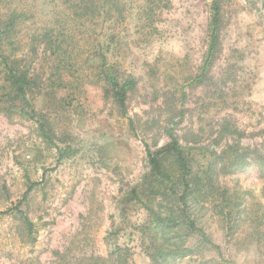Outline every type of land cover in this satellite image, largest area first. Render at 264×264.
<instances>
[{"label":"rangeland","instance_id":"1","mask_svg":"<svg viewBox=\"0 0 264 264\" xmlns=\"http://www.w3.org/2000/svg\"><path fill=\"white\" fill-rule=\"evenodd\" d=\"M120 1L123 14L113 10L81 24L69 19L80 46L78 63L64 87L51 89L52 62L38 61L44 90L33 103L47 112L59 135L57 145L44 140L35 120L16 114L10 119L0 112V211L23 199L28 179L41 183L21 206L36 224L34 241L23 235L14 215L0 216V264H65L63 258L73 264L76 258L108 255L114 241L128 249L127 264H154L147 211L136 200L124 210L121 200L148 170L146 143L155 149L169 140L164 110L169 89H178L177 97L182 91L187 94L184 104L179 101L186 116L176 133L183 144L197 145L192 153L201 164L210 155L199 144L221 151L237 142L222 137L225 122L245 133L240 144L264 153L263 0H223L214 86H197L187 79L204 64L212 0H155L159 6L152 18L145 13V0ZM20 4L35 15L22 23L21 35L69 14L61 0ZM98 51L107 56V66L120 79L129 75L138 79L129 94L126 116L107 95ZM68 148L62 158L60 149ZM220 163L219 183L236 193L241 207L256 217L264 210V167L252 163L229 171ZM207 226L227 261L264 264V225L254 233L244 223L231 240L219 217H208ZM116 228L117 235L110 236ZM202 263L233 264L208 250L171 261Z\"/></svg>","mask_w":264,"mask_h":264},{"label":"trees","instance_id":"2","mask_svg":"<svg viewBox=\"0 0 264 264\" xmlns=\"http://www.w3.org/2000/svg\"><path fill=\"white\" fill-rule=\"evenodd\" d=\"M61 1L67 6L69 14L64 18H57L53 23L38 25L33 31L21 35L22 23L34 17V13L21 6L22 0H0V73L3 80L0 85V112L10 119L16 114L35 120L44 140L54 145H57L55 139L59 135L47 112L37 110L33 103L34 96L44 90L37 67L40 59L52 62L53 71L48 78L51 89L64 87L65 81L72 76L74 64L78 63L76 60L79 52L76 49L80 46L77 35L73 32V22L69 19L81 24L113 10L123 14L118 0ZM145 1V13L152 18L155 7L159 5L155 0ZM211 8L210 39L204 64L200 71L187 77L191 84L195 83L197 86L216 84L213 68L222 46L223 0H212ZM96 54L102 57L100 74L105 81L107 95L115 101L122 115L126 116L129 94L137 88L138 79L133 75L120 79L118 72L107 66V56L100 51ZM177 91L178 89H169L166 92V103L164 102V110L168 112L165 132L169 140L155 149L146 143L148 170L141 181L122 197L121 201L125 203L123 208L126 210L136 200L147 211V229L153 238V251H149V254L154 264H171L172 260L194 256L207 250L215 251L222 262L237 264L223 257L222 246L214 241L207 229V218L219 217L228 240H231L237 231L243 229L241 226L244 223L250 225V229L253 227L254 233L259 232V228L264 225V210L255 217L245 207H241L240 200L235 198L236 193H230L227 186L219 183L218 172L221 168L218 167V162L222 166L227 165L229 171L246 169L252 163L264 167V153L257 147L240 144L238 141L245 133L230 122H225L221 126L222 137L230 136L237 142L227 144L221 151L210 145L199 144V148L210 155V159L201 164L192 153L197 145L183 144L176 133L177 126L186 116V110L183 105L179 106V101L184 104L187 97L185 91H182L181 97H177ZM129 120L133 127V118L129 117ZM261 133L264 134V129ZM192 140L199 142L200 139L192 137ZM60 151L62 158L70 152L69 148ZM28 180V190L23 199L15 207L0 211V216L14 215L21 221L23 235L34 241L36 224L21 206L30 192L41 183ZM117 233L118 228L110 236H116ZM57 253L60 254L59 251ZM61 256L66 257L67 254ZM62 261L68 263L66 258ZM99 263L127 264L128 249L114 241L108 255L92 254L76 258L73 262Z\"/></svg>","mask_w":264,"mask_h":264}]
</instances>
